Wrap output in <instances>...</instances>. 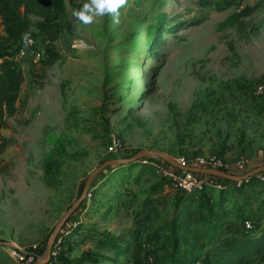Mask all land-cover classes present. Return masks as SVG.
I'll list each match as a JSON object with an SVG mask.
<instances>
[{
    "label": "rangeland",
    "instance_id": "rangeland-1",
    "mask_svg": "<svg viewBox=\"0 0 264 264\" xmlns=\"http://www.w3.org/2000/svg\"><path fill=\"white\" fill-rule=\"evenodd\" d=\"M62 2L65 29L54 43L61 58L44 66L43 57L22 48L14 55L22 80L17 111L0 131L10 140L0 156V264L45 259L53 228L106 160L142 150L175 161L214 156L233 175L264 164V95L253 92L264 80V0L243 1L258 6L248 26L259 23L258 32L245 35L218 28L233 7L218 11L197 0H125L118 24L105 13L87 25L72 13L90 0ZM32 32L35 48L46 52L50 43ZM142 158L111 164L92 178L64 222L72 229L56 264H132L128 250L145 202L158 210L141 240L194 211L196 198L207 205L203 220L188 236L178 232L189 246L204 244L197 254L264 234L258 173L186 191L168 180L177 168L150 153ZM160 195L165 207L153 201ZM251 264H264V256Z\"/></svg>",
    "mask_w": 264,
    "mask_h": 264
},
{
    "label": "trees",
    "instance_id": "trees-1",
    "mask_svg": "<svg viewBox=\"0 0 264 264\" xmlns=\"http://www.w3.org/2000/svg\"><path fill=\"white\" fill-rule=\"evenodd\" d=\"M243 1L197 0V4L202 7L211 6L218 11L233 7L234 11L219 23L218 28H232L239 35H245L248 31H254L256 34L259 23L252 24L250 30L248 26L251 25L249 18L258 6H243ZM63 18L62 0H0V131L8 127V119L17 111L16 103L22 75L14 55L21 48L25 40L24 35L27 34L28 37L37 29L47 39L50 45L44 52L42 63L44 66H50L61 58L54 43L65 29L60 25ZM228 48L234 53L231 42L228 43ZM9 142L10 140L0 133V156ZM48 167L49 165H46L45 168ZM222 179L231 183V180ZM181 200L179 197L175 203L178 204ZM153 201L163 203V207L168 204L162 195ZM206 207L203 200L196 198L194 211L164 222L154 237L146 235L147 237L141 240L140 237L147 228L146 226L144 229L143 226L145 223H152V212L158 210L154 202H145L144 216L136 221L137 231L131 236L134 246L132 264H251L255 258L264 256V234L233 242L219 252L192 254L197 248H203L204 244L189 246L187 238H179L178 231L182 230L185 236L190 235L189 228L202 221ZM208 215L211 216V212H208Z\"/></svg>",
    "mask_w": 264,
    "mask_h": 264
},
{
    "label": "built area",
    "instance_id": "built-area-1",
    "mask_svg": "<svg viewBox=\"0 0 264 264\" xmlns=\"http://www.w3.org/2000/svg\"><path fill=\"white\" fill-rule=\"evenodd\" d=\"M35 43L36 40L34 37L30 36L27 39H25L21 45V48L25 51H30L32 53V56L34 59H40L41 57L44 56V52L41 50H38L35 48ZM253 92L256 95H264V80L258 82L254 88ZM116 144H119L118 142H113L109 146V151H113L114 147ZM141 162L147 163L148 160L143 159ZM181 167H187V166H195V167H202V168H212V169H223L226 167V164L223 163L220 159L214 157V156H209V157H198L196 158L193 162H189L183 158L178 159L176 161ZM242 160H239L238 164L241 166ZM179 171H176L173 169L169 174H168V180L170 181V184L179 190H194V191H199L203 190L207 186L211 185V182L209 180L208 175L204 174H199V173H194L191 171H186V170H181L178 169ZM256 178L264 183V171L258 173L256 175ZM248 178L243 179L244 181H247ZM241 181V180H239ZM220 187V185H218ZM90 189L88 190V192ZM87 192V194H88ZM252 227V225L249 222H246L244 225L245 230H249ZM72 227L69 224H66L61 227L60 231L56 235L54 242L52 244L50 254L48 261L45 264H56V251L62 246L63 240L67 238V236L70 235ZM32 260V258H31ZM31 262V261H30ZM29 263V262H28ZM30 264V263H29ZM200 264V263H197Z\"/></svg>",
    "mask_w": 264,
    "mask_h": 264
},
{
    "label": "water",
    "instance_id": "water-1",
    "mask_svg": "<svg viewBox=\"0 0 264 264\" xmlns=\"http://www.w3.org/2000/svg\"><path fill=\"white\" fill-rule=\"evenodd\" d=\"M153 154L155 156L160 157L162 160H164L165 162L171 164L172 166H174L177 169H181V170H186V171H191L194 173H199V174H204V175H208V176H220L222 178L231 180V181H238V180H243L245 178L251 177L257 173H260L262 171H264V164L261 166H258L248 172H246L245 174L242 175H233L227 172H224L222 170L219 169H212V168H202V167H195V166H187V167H181L175 160L167 157L166 155L160 154L158 152H154V151H139L136 152L135 154H133L131 157L125 159V160H106L104 162H102L99 166H97V168L92 171L89 176L86 178L83 188L81 190V193L79 195V197L77 198V200L67 209V211L65 212V214L63 215V217L59 220V222H57V224L55 225V227L53 228L49 239L47 241L46 244V258L41 260V261H35L32 264H45L48 261L49 258V254H50V249L52 247V244L54 242V239L56 237V235L58 234V232L60 231L61 227L63 226L64 222L71 216L73 210L75 209V207L83 200V198L85 197L86 193L88 192L91 182H92V178L97 175L103 168L111 165V164H117L119 162H131V161H135L137 159H140L144 156H146L147 154Z\"/></svg>",
    "mask_w": 264,
    "mask_h": 264
},
{
    "label": "clouds",
    "instance_id": "clouds-1",
    "mask_svg": "<svg viewBox=\"0 0 264 264\" xmlns=\"http://www.w3.org/2000/svg\"><path fill=\"white\" fill-rule=\"evenodd\" d=\"M125 3V0H90L83 3L79 10H74L72 15L83 24L92 23L95 16H103L105 13L112 15V22L119 23L118 8ZM27 39V34L24 35Z\"/></svg>",
    "mask_w": 264,
    "mask_h": 264
},
{
    "label": "crops",
    "instance_id": "crops-1",
    "mask_svg": "<svg viewBox=\"0 0 264 264\" xmlns=\"http://www.w3.org/2000/svg\"><path fill=\"white\" fill-rule=\"evenodd\" d=\"M209 180H210V182H211V185H209V186H211V187H214V183H216V185L217 184H221V183H223L225 180L224 179H222V177H220V176H209ZM223 181V182H222ZM225 182H229V181H225ZM230 183V182H229ZM212 213V212H211ZM202 220H203V217H202ZM198 246V245H197ZM203 248H204V246H203ZM200 249H202V248H200ZM198 250V248L195 250V251H193L192 252V254H197L196 253V251ZM207 252V251H206ZM133 253V250H130L129 249V251H128V255H127V257H129L128 259H131L132 260V254Z\"/></svg>",
    "mask_w": 264,
    "mask_h": 264
}]
</instances>
